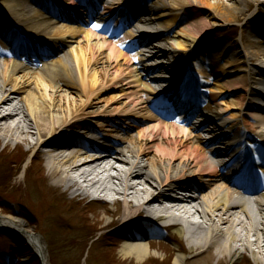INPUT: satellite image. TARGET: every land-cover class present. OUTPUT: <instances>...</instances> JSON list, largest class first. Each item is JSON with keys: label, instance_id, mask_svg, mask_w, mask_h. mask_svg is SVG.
I'll use <instances>...</instances> for the list:
<instances>
[{"label": "bare ground", "instance_id": "1", "mask_svg": "<svg viewBox=\"0 0 264 264\" xmlns=\"http://www.w3.org/2000/svg\"><path fill=\"white\" fill-rule=\"evenodd\" d=\"M109 1L104 5V0H90L92 11L81 12V0V7L75 0H0V36L9 43L7 49H0V55L17 60H3L5 67L0 74V141L36 150L37 159L44 158L53 183L70 187L72 195H92L90 188L116 195L112 203L115 208L108 213L110 220L85 226V244L93 243L96 232L101 233L96 242L102 251L116 248L122 240L150 243V236L159 233L157 227L164 230L171 225H185V230L175 229L179 248L184 251L177 252L173 264H264V194L253 193L257 210L249 211L234 185L237 180H228L227 164L232 158L240 160L259 168V178H264V64L263 74L255 76L248 63V57L256 54L264 60V25H258L254 22L256 17L249 15L239 37L247 53L237 43L235 58L210 54L205 72L199 62L190 63L191 57L194 52L201 56V49L206 47L212 51L209 35L219 25L215 23L201 31L190 28L186 33L174 34L178 40L170 50L165 45L169 27L184 8L195 5L202 13L208 9L203 3L210 0H149L151 5H127L132 11L150 15L155 24L166 21L157 36L142 32L138 42L131 30L122 36L118 29H108L112 22L121 26L124 13L120 10L126 3ZM232 1L234 8L223 13L226 23L240 21L251 8L259 9L264 4V0ZM100 6L101 13L96 16L95 10ZM86 13L95 17L93 24H83ZM128 21L125 18V23ZM136 27L150 30L142 22ZM49 29L52 32L47 33ZM66 44L70 45L67 55L74 65L63 52ZM187 48L189 58L185 56L180 66L176 54ZM107 50L106 62L112 68V62L131 60L127 52H133L134 64L158 57L171 58V63L162 67L170 76H148L163 70L161 66L150 67L145 75L138 69L126 68L129 75L122 78V95L113 104L102 105L97 95L109 87L95 82L86 84L85 71L91 67L86 57L96 53L97 58H103L102 53ZM114 54L116 60L111 62ZM24 59L36 69L22 72L18 60ZM190 68L196 72L195 80L212 83L213 88L205 95L218 109L196 127L191 123L202 117V97L195 94L196 83L188 76ZM172 80L179 81V106L190 105L192 116L197 117L185 122L171 119L170 104L160 85ZM208 82L197 86L211 85ZM228 83L237 84L238 88L226 91ZM86 90L91 92L84 93ZM75 91L79 94L72 96ZM226 98L233 101L226 102ZM122 100L124 110L114 106ZM132 113L139 116L133 117ZM178 130L180 133H175ZM110 158L114 161L106 164ZM102 164L107 167L99 168ZM87 167H91L90 172H84ZM72 171H76V177L70 174ZM62 218L68 228L76 224L69 217ZM139 218L145 221L143 227L135 224L125 232H115L117 226L127 227ZM0 227L23 236L41 264H49L42 237L30 231L25 220L0 210ZM157 253L127 243L120 250L119 260L133 264L129 259L134 258V264H144L145 257Z\"/></svg>", "mask_w": 264, "mask_h": 264}, {"label": "rangeland", "instance_id": "2", "mask_svg": "<svg viewBox=\"0 0 264 264\" xmlns=\"http://www.w3.org/2000/svg\"><path fill=\"white\" fill-rule=\"evenodd\" d=\"M125 1L126 4H131V6L134 5L133 3H137L138 6L143 4L151 5L149 0ZM164 1L169 2L170 0ZM217 2H215V0H210L208 3H203L208 9H204V11H201L202 13L199 12L197 6L187 5L178 19L169 27V34L168 37H166L168 43L165 45V49L170 50L171 45L178 40L173 37L174 34H179L181 32L186 33L190 28L199 29L201 31L206 26H211L215 23L219 25L218 28H212L213 32L209 35V45L212 46V51H209L206 47L201 49V56H199L197 52H194V54L192 53L191 59L193 61L190 63L199 62L200 65H198L200 69L205 72H207L206 68H209L207 64H209L210 61V54H217L219 56L224 55L226 57L225 59L235 58L234 48L237 43L242 52L247 53L246 45L239 42V37L241 34V26L249 20V15L253 14V16L256 17L254 22H257L258 25H264V4L259 9L257 7L251 8L246 17L242 20L227 21L226 23L222 19V17H224L223 15H226L223 13L232 10L235 4L232 0H217ZM65 4L72 5L71 2H68V4L66 2ZM96 13L99 14L100 9L97 10ZM165 22L166 21H160L156 24L165 26ZM85 23L86 22L83 24ZM108 29H114V27L109 25ZM187 43L189 44V41H187ZM8 45V41L0 39V46L6 49ZM69 46V44H66V48L63 49V52L66 54L70 64L74 65L71 58L67 55ZM188 50L187 48L184 52L178 51L176 56L180 57V62L182 59H185V56L186 59L189 58V56H187ZM197 51H199V49H197ZM259 51H256V53ZM127 53L129 54L128 58L131 60L123 61L122 58L121 61L118 60L116 63L112 62V60L115 61L117 57L116 54H114V57L110 60L112 66L115 65L113 68L108 66L106 62L108 59V50L102 53L103 58H97L96 53H92L86 57V63L91 66L88 71H85L87 78L85 79L86 84L93 85L92 82H95L97 83L96 85H106L109 87V90H105L97 95V97L102 100V105H111L114 100L119 99L122 95L121 88L125 87L122 78L129 75L127 74L126 68L138 69L145 75V71L150 67H166V64L171 63L170 60H172L171 58L167 60L164 57H158L148 62L144 61L142 64H134L132 62L134 60L133 56H131L133 52ZM249 58L252 60H249ZM255 60H259L258 54L248 57V63L250 65V61L253 62ZM130 61L132 62L131 65H129ZM178 65L183 66V62ZM189 72L192 77L193 74H196L195 70L191 68ZM155 75L170 76L166 69L157 70L148 76L154 77ZM193 82L197 83L195 79ZM202 82H208V80L203 79ZM208 83L211 85H201L198 88L199 95L202 97V103L199 107V112L202 117L192 123L193 127L200 122L208 121L205 117H210L214 111L218 110L215 102L207 98V95L205 96V91L209 88H213L212 83ZM225 88L226 91H232L237 89L238 85L228 83ZM89 92H91V90H86L84 93L88 94ZM81 93L82 92H80V94ZM77 94H79V92L75 91L71 95L75 96ZM225 100L226 102H231L232 99L226 98ZM255 101L257 103H262L259 100ZM124 102L125 101L122 100L120 105L115 104L114 106L124 110L125 107L122 106ZM141 114H146V112ZM138 116L134 115L133 117ZM162 127L163 126H160L161 129ZM175 133L180 132L178 130V132ZM206 137L214 138L216 135H207ZM35 151L36 150L29 149L24 144L16 145L10 143L5 145L0 141L1 212L5 215H11L25 220L28 223L29 230L34 231L42 237L48 254L49 264H127L120 262V257L118 256L119 252H117L114 247L108 248L106 251H102V248L99 249L100 244L96 242V239L100 237V232H96L95 239L90 245L88 242L86 244L83 242L85 239V226L93 227L95 223L104 224L110 220L108 218V213L115 208L112 203L116 195H110L111 193L107 191L105 193L95 192L94 189L91 188L88 190L93 196L104 198L106 201L109 200L110 203H103L99 200L91 202L90 198L93 196L88 195V193H77L72 195L70 187L66 189L53 183L47 173L44 158L37 159ZM107 185L109 186L111 184L107 183ZM72 187L71 190L75 188V186ZM62 217H69L76 224L73 228L70 226L68 228L67 224H64L65 220ZM144 223L145 221L139 218V220H135L127 227L122 225L117 226L115 232H125V229L135 224L143 227ZM157 228L159 233L150 236L149 239L151 244L158 248L159 259L148 260L144 264H173L177 252L184 251L179 248V237L175 229L171 230L166 228L161 230L159 227ZM23 238V236L12 231H10V233L0 231V264H41L40 259L30 247L25 244ZM87 247L88 252L86 249ZM189 256L190 255H187V258ZM132 263L134 264L135 261Z\"/></svg>", "mask_w": 264, "mask_h": 264}, {"label": "water", "instance_id": "3", "mask_svg": "<svg viewBox=\"0 0 264 264\" xmlns=\"http://www.w3.org/2000/svg\"><path fill=\"white\" fill-rule=\"evenodd\" d=\"M0 231H1V232H4V233H10V231H8L7 229H4V228H2V227H0Z\"/></svg>", "mask_w": 264, "mask_h": 264}]
</instances>
